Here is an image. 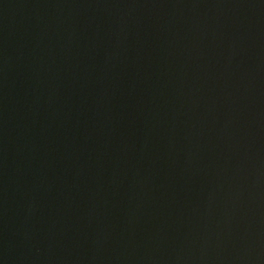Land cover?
<instances>
[{
    "label": "water",
    "instance_id": "water-1",
    "mask_svg": "<svg viewBox=\"0 0 264 264\" xmlns=\"http://www.w3.org/2000/svg\"><path fill=\"white\" fill-rule=\"evenodd\" d=\"M0 264H264V0H0Z\"/></svg>",
    "mask_w": 264,
    "mask_h": 264
}]
</instances>
